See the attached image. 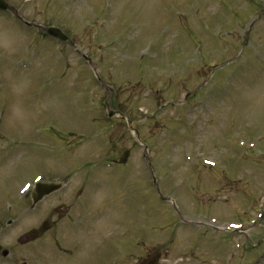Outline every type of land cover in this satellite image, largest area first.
<instances>
[{
    "label": "rangeland",
    "instance_id": "obj_1",
    "mask_svg": "<svg viewBox=\"0 0 264 264\" xmlns=\"http://www.w3.org/2000/svg\"><path fill=\"white\" fill-rule=\"evenodd\" d=\"M5 1L0 264H264V0Z\"/></svg>",
    "mask_w": 264,
    "mask_h": 264
},
{
    "label": "water",
    "instance_id": "obj_2",
    "mask_svg": "<svg viewBox=\"0 0 264 264\" xmlns=\"http://www.w3.org/2000/svg\"><path fill=\"white\" fill-rule=\"evenodd\" d=\"M0 8L5 9V6L2 3H0ZM47 33L53 37L65 40L64 36L61 33H59L58 31H56L55 29H48ZM52 190H53L52 187H38L37 198L35 200H39L41 197L49 194ZM4 254H6V253H4Z\"/></svg>",
    "mask_w": 264,
    "mask_h": 264
}]
</instances>
